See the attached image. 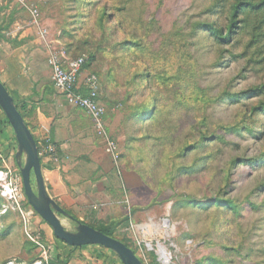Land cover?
<instances>
[{"label":"rangeland","instance_id":"374dc122","mask_svg":"<svg viewBox=\"0 0 264 264\" xmlns=\"http://www.w3.org/2000/svg\"><path fill=\"white\" fill-rule=\"evenodd\" d=\"M128 1L17 2L30 20L26 7L38 12L36 35L52 37L53 51L86 62L95 55L81 72L85 83L98 81L119 155L113 167L125 210L116 240L142 264H162L160 247L168 264H264V110H254L264 95L247 93L264 85V25L260 37L249 26L219 45L197 27L226 24L221 0ZM117 10L130 30L104 20ZM141 36L142 56L131 46ZM15 151V137L0 145V264L62 263L67 245L27 203Z\"/></svg>","mask_w":264,"mask_h":264},{"label":"crops","instance_id":"0c3cea01","mask_svg":"<svg viewBox=\"0 0 264 264\" xmlns=\"http://www.w3.org/2000/svg\"><path fill=\"white\" fill-rule=\"evenodd\" d=\"M17 2L0 0V82L25 107L46 191L79 222L119 220L125 209L114 165L96 140L93 123L85 112L67 105L58 93L54 96L46 91V86L54 89L46 64L54 40L36 35L29 15L20 11ZM77 84L85 88L82 72ZM0 128V145H9L13 132L2 120ZM46 145L55 147L56 155L43 154ZM58 255L66 264H121L111 251L98 246H63Z\"/></svg>","mask_w":264,"mask_h":264},{"label":"water","instance_id":"95a60500","mask_svg":"<svg viewBox=\"0 0 264 264\" xmlns=\"http://www.w3.org/2000/svg\"><path fill=\"white\" fill-rule=\"evenodd\" d=\"M0 110L12 129L16 141L14 159L19 168L23 193L27 203L51 228L54 237L72 248L98 246L111 251L121 264H142L134 252L120 241L73 219L48 195L42 175L37 144L17 111L13 98L0 82ZM34 178V189L31 183ZM58 215L75 225L67 230Z\"/></svg>","mask_w":264,"mask_h":264},{"label":"trees","instance_id":"16d2710c","mask_svg":"<svg viewBox=\"0 0 264 264\" xmlns=\"http://www.w3.org/2000/svg\"><path fill=\"white\" fill-rule=\"evenodd\" d=\"M134 1L135 0H129L128 2L132 3ZM220 2L223 4V6L221 7L220 10L222 13H225L227 16L226 22H225L226 24L225 25H216L215 23H210V24H206V25H200L197 27V29H200L203 32V34L206 36L207 39L214 41V42L218 43L219 45L220 44L221 45L222 44L227 45V44L231 43V41L233 39V35L235 34L234 32L236 30L247 29L249 26H252V29H254L258 32L260 30L258 37H260L262 35L263 30H261V29H262V26L264 25V18H263L264 17V0H221ZM215 8H212L210 10L213 11ZM251 17H258V20L254 24H252ZM103 18L106 21V23H108L109 21H113V20L116 21L117 28L119 29L120 32H122V30L123 31L130 30L129 29L130 25H127V23L125 21H123L124 18L120 15L118 10L113 13L111 18H108L105 16ZM240 25H242V26L240 27ZM0 38H2L1 29H0ZM262 38L264 40V35ZM145 41H146L145 37L141 36V41L137 39L136 41H134V43H132L131 46L133 47V50L136 52V54L142 56V53L144 51L146 52L147 46H146ZM94 59H95V55L90 54L88 59H87V62L84 59V64H83L82 68L89 65L88 63H91ZM144 78H146V77H144ZM247 93L251 94L252 98L260 97V96L264 95V85L257 87L255 89H253L252 91H248ZM13 101H14V104H15L17 111L20 113L21 117L23 118L25 125L28 127L26 120H25V115H24V108H25L24 105L19 104L14 99H13ZM254 110H262L263 111L264 110V103H262V105L260 107L258 106ZM155 115H156V110L154 109L152 112L150 111V113L148 114V117L142 118V120L146 121L148 119L154 118ZM3 124L10 128L5 117L3 120ZM28 129H29V127H28ZM214 140H218V139H214ZM214 140L212 139V141H214ZM185 148H187V147H185ZM189 148L190 147H188L187 149H189ZM185 173L186 174L188 173L187 169H185ZM228 182L229 181H227V183ZM212 202H213V205H217L220 202H222V200H216V201L214 200ZM226 202H227V204H229L228 201H226ZM201 206H205V205H201ZM65 212L68 213L69 215H71L68 211L65 210ZM71 217H73L74 220L78 221V219L76 217H74L73 215H71ZM81 223L101 232L102 234H104L110 238L116 239L115 238V230L118 228L120 221L119 220H106V221L99 222L98 225H93V224L89 225V224L84 223L83 221ZM121 243H123V242H121ZM124 245L126 247H128L129 249H131L126 244H124ZM82 248H84V247H82ZM73 249H77V248H73ZM134 254H135V252H134ZM66 263H67V261H64L62 263H60V261H58V264H66Z\"/></svg>","mask_w":264,"mask_h":264},{"label":"built area","instance_id":"2783aa9c","mask_svg":"<svg viewBox=\"0 0 264 264\" xmlns=\"http://www.w3.org/2000/svg\"><path fill=\"white\" fill-rule=\"evenodd\" d=\"M26 9L32 17V25L36 27L38 25V12L30 7H26ZM41 38L45 40L42 32ZM46 64L50 70V80L54 90L64 98L67 105L83 110L90 118L95 132L103 140L105 154L111 159L113 165H115L119 155L116 143L108 137L106 132L103 118L104 109L98 102V81L95 76H90L85 83L84 89L79 88L77 84L81 68L84 64V58L68 60L63 53L53 51L49 47ZM42 150L43 154L56 155V149L52 145H46ZM130 226L131 228L133 227L132 224ZM168 226L166 220H163L162 228L167 229ZM158 256L162 264L169 263L170 255L162 247H160Z\"/></svg>","mask_w":264,"mask_h":264},{"label":"bare ground","instance_id":"6f19581e","mask_svg":"<svg viewBox=\"0 0 264 264\" xmlns=\"http://www.w3.org/2000/svg\"><path fill=\"white\" fill-rule=\"evenodd\" d=\"M7 192H10V190H9V189H7Z\"/></svg>","mask_w":264,"mask_h":264}]
</instances>
